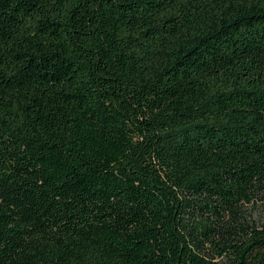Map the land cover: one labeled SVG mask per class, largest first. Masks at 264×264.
<instances>
[{
	"label": "trees",
	"instance_id": "1",
	"mask_svg": "<svg viewBox=\"0 0 264 264\" xmlns=\"http://www.w3.org/2000/svg\"><path fill=\"white\" fill-rule=\"evenodd\" d=\"M264 0H0V264H264Z\"/></svg>",
	"mask_w": 264,
	"mask_h": 264
},
{
	"label": "rangeland",
	"instance_id": "2",
	"mask_svg": "<svg viewBox=\"0 0 264 264\" xmlns=\"http://www.w3.org/2000/svg\"><path fill=\"white\" fill-rule=\"evenodd\" d=\"M249 211L253 214L254 218H258L260 221H264V206L250 208Z\"/></svg>",
	"mask_w": 264,
	"mask_h": 264
}]
</instances>
